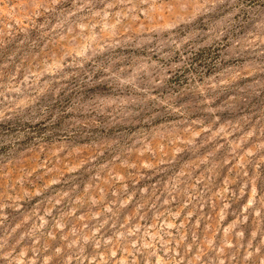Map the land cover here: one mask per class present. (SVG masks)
<instances>
[{
  "label": "rangeland",
  "instance_id": "obj_1",
  "mask_svg": "<svg viewBox=\"0 0 264 264\" xmlns=\"http://www.w3.org/2000/svg\"><path fill=\"white\" fill-rule=\"evenodd\" d=\"M0 264H264V0H0Z\"/></svg>",
  "mask_w": 264,
  "mask_h": 264
}]
</instances>
